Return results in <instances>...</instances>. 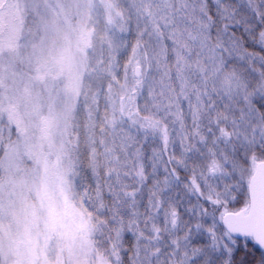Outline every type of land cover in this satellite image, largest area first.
Segmentation results:
<instances>
[{
  "label": "snow or ice",
  "instance_id": "snow-or-ice-1",
  "mask_svg": "<svg viewBox=\"0 0 264 264\" xmlns=\"http://www.w3.org/2000/svg\"><path fill=\"white\" fill-rule=\"evenodd\" d=\"M0 264H264V0H0Z\"/></svg>",
  "mask_w": 264,
  "mask_h": 264
}]
</instances>
